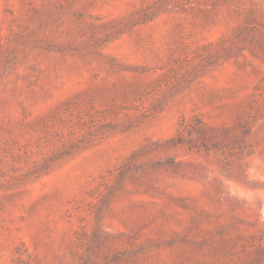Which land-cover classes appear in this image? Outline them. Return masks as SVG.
<instances>
[{
	"label": "rangeland",
	"instance_id": "1",
	"mask_svg": "<svg viewBox=\"0 0 264 264\" xmlns=\"http://www.w3.org/2000/svg\"><path fill=\"white\" fill-rule=\"evenodd\" d=\"M0 264H264V0H0Z\"/></svg>",
	"mask_w": 264,
	"mask_h": 264
}]
</instances>
